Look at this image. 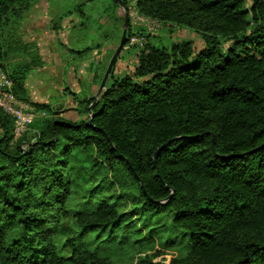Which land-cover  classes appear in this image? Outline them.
<instances>
[{"label":"trees","instance_id":"16d2710c","mask_svg":"<svg viewBox=\"0 0 264 264\" xmlns=\"http://www.w3.org/2000/svg\"><path fill=\"white\" fill-rule=\"evenodd\" d=\"M37 1L0 0V70L17 101L51 113L24 86L42 62L18 28ZM120 1L203 48L145 42L86 120L37 118L15 140L0 108V264H112L156 240L177 251L167 264H264V0Z\"/></svg>","mask_w":264,"mask_h":264},{"label":"rangeland","instance_id":"374dc122","mask_svg":"<svg viewBox=\"0 0 264 264\" xmlns=\"http://www.w3.org/2000/svg\"><path fill=\"white\" fill-rule=\"evenodd\" d=\"M81 4L80 14L77 9ZM113 6L112 0H38L23 15L18 28L19 38L42 62L40 67L27 74L24 86L30 102L45 104L51 110V113H45L36 110L30 103L21 102L32 113L29 124L41 117H58L72 123L87 119L85 101L96 96L102 80L99 76L103 74V78L124 30L125 10ZM126 12L129 17L126 41L113 65L115 78L131 74L138 51L147 41L168 48L173 42L187 40L192 42L195 52L203 48L202 40L191 30L138 15L133 4ZM14 27L12 24L10 28ZM128 32L134 36L127 44ZM141 32L148 37L138 36ZM225 46H222V50ZM25 56H28L25 52H11L10 61L15 64L28 60L29 57ZM8 100L7 97L4 102L8 103ZM21 135L14 133V139ZM75 180L74 187L79 191V179ZM131 207L132 203L128 201L123 210ZM58 252L61 256L70 253L60 244ZM176 256L175 249L166 248L156 240L151 251L137 255L133 260L114 259L112 264H139L140 259L145 257L167 264Z\"/></svg>","mask_w":264,"mask_h":264},{"label":"built area","instance_id":"2783aa9c","mask_svg":"<svg viewBox=\"0 0 264 264\" xmlns=\"http://www.w3.org/2000/svg\"><path fill=\"white\" fill-rule=\"evenodd\" d=\"M11 87V80L0 70V108L13 119L14 133L19 135L26 131L32 120V113L28 112L27 106L10 94ZM7 97L9 98L8 103L4 102Z\"/></svg>","mask_w":264,"mask_h":264},{"label":"water","instance_id":"95a60500","mask_svg":"<svg viewBox=\"0 0 264 264\" xmlns=\"http://www.w3.org/2000/svg\"><path fill=\"white\" fill-rule=\"evenodd\" d=\"M116 2L118 3V5H119L120 7H122V8L125 10V11H124V12H125V13H124V15H125V16H124V30H123V32H122V35H121V39H120L119 45H118V47L116 48L114 54L112 55V57H111L110 60H109L108 66H107L106 71H105V74H104V76H103V78H102V80H101V83H100V85H99V88H98L97 94H96V96L94 97V99H96V98L99 96V94L105 89V85H106L107 79H108V77H109V75H110V73H111V70H112V68H113V65H114L115 59H116V57L118 56V54L121 52L123 46L125 45V41H126V31H127V27H128V23H129L128 13L126 12V9L124 8V6H123V4H122V2H121L120 0H116ZM87 124L90 125V124H91V121L88 120V121H87ZM161 148H162V146H161L160 148H158V149L156 150V152L154 153V155H153V161H154V162H155L156 157H157V154L159 153V151H160Z\"/></svg>","mask_w":264,"mask_h":264}]
</instances>
